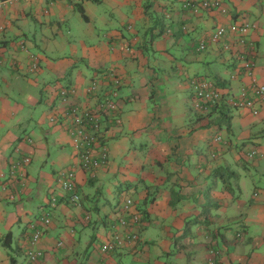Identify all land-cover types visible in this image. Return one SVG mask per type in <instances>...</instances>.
Here are the masks:
<instances>
[{"label": "crops", "instance_id": "1", "mask_svg": "<svg viewBox=\"0 0 264 264\" xmlns=\"http://www.w3.org/2000/svg\"><path fill=\"white\" fill-rule=\"evenodd\" d=\"M203 1L20 0L0 10V239L13 236L10 249L0 244V264H264V105L257 115L219 108L250 93L246 62L264 85V0H219L226 12L184 7ZM235 23L250 25L244 43L232 33L210 42ZM197 78L221 90L215 111L194 113ZM93 82L99 89L88 92ZM114 91L119 111L101 142L109 163L85 171L63 115L96 111ZM233 166L253 181L251 198ZM74 167L77 204L58 181ZM126 198L143 216L139 241L103 253L114 230L124 232ZM31 224L43 231L36 263L23 249Z\"/></svg>", "mask_w": 264, "mask_h": 264}, {"label": "built area", "instance_id": "2", "mask_svg": "<svg viewBox=\"0 0 264 264\" xmlns=\"http://www.w3.org/2000/svg\"><path fill=\"white\" fill-rule=\"evenodd\" d=\"M20 0H0V10L6 7L8 4H13ZM199 5L206 9H220L223 12H226V9L222 7L219 0H205L201 3L187 2L184 7L188 8H199ZM250 25L247 23L244 24H233L229 27L219 26L217 27L212 34L209 36L211 43H218L226 36L225 34H237L239 35V42L244 43L246 34L249 33ZM223 49L230 51L232 49V43L224 42ZM206 49V43L202 41L199 46L200 51ZM3 60L0 59V66L3 65ZM33 68H37V64L33 65ZM244 70L246 75L250 78V93L246 90H242L241 93L237 96H232L228 100V105L233 108L239 109H248L254 115L259 113V105H264V85L261 84L254 74L255 64L251 61L244 64ZM112 78L117 84L120 82L112 75ZM193 88V108L195 111L206 114L213 111L215 107L223 100L224 96L221 90L215 85V83L203 79L197 78L191 82ZM99 89V82H93L92 85L88 88V92H96ZM66 90L61 91L62 102L65 105L69 106V95L66 94ZM117 97V92H112V96L109 99H105V102L102 104L99 109L87 110L81 109L79 107H70L68 111L63 115V121L67 122L70 126L71 133V143L74 149V155L76 160H78V167L85 171L91 172L99 169L102 166H105L109 163V152L105 147L101 146L102 142V133H103V121L105 115H116L119 111V104L116 102L115 98ZM116 121L119 119L114 117ZM220 140V138L218 139ZM257 152H251L250 157H254ZM30 158H26L23 164H28ZM15 172V169L11 171ZM77 172L76 168L63 169L59 173V184L64 192V194L70 195L69 199L72 203H79L80 195L77 192ZM57 199L53 198L51 200V205L55 207L57 205ZM50 213L46 214L41 222L43 225L48 226L51 223ZM130 216V222L125 220V217ZM142 215L140 212L134 211V204L131 198H126L122 205V214L120 216L119 225L121 229H124V232L121 233L120 230H115L111 240L107 241L102 245L101 251L103 253H108L116 249L118 246L124 245L126 242H131L137 240V234L135 228L130 234L127 230L129 225L139 226L141 223ZM32 233L30 236H27V246L23 247L26 250V255L32 263H36L41 257L42 252L36 247L39 245L43 231L36 227L35 224L30 225Z\"/></svg>", "mask_w": 264, "mask_h": 264}, {"label": "trees", "instance_id": "3", "mask_svg": "<svg viewBox=\"0 0 264 264\" xmlns=\"http://www.w3.org/2000/svg\"><path fill=\"white\" fill-rule=\"evenodd\" d=\"M37 64V62H34L33 63V65L34 64ZM33 65H32V69L33 70H37L38 69V65H37V68L36 69H34L33 68ZM63 90V89H62ZM61 90V91H62ZM65 90V89H64ZM67 91V95H69V97H70V93L68 92V90H66ZM60 97H61V100H62V95H61V92H60ZM62 102V101H61ZM117 102V101H116ZM118 103V102H117ZM219 107V104H218V106L217 107H215L214 109H213V111H215L217 108ZM219 108H221L223 111L225 110L226 112H228L229 110H230V106L229 105H222L221 107H219ZM194 109V108H193ZM195 110V109H194ZM68 111V110H67ZM104 118L106 119H112V117L111 116H109V115H105L104 116ZM105 119H104V121H103V129H104V122H105ZM114 120H115V118H114ZM66 124H67V122H65ZM19 166L18 165H16V166H14V167H12V170L13 169H15V171H16V168H18ZM11 170V171H12ZM225 173H229L228 172V170L226 169V170H224V171H221L220 169L219 170H217L216 171V176H218L219 178H221V179H223V180H225ZM230 175H231V173H229ZM75 204V203H74ZM133 204H134V208H135V201L133 200ZM140 214L142 215V213H141V211H140ZM120 220V219H119ZM125 220L127 221V222H130V220H131V218H130V216H127V217H125ZM143 225V216H142V219H141V223H140V225L139 226H135V225H129V227H128V229H126L127 230V232H128V234H130V233H132V232H134L133 231V229L135 228V230L137 229V231H135L136 232V234H137V240H136V242L135 241H131V242H126L124 245H127V244H136L138 241H139V228L141 227ZM115 231V230H114ZM134 232V233H135ZM43 236V235H42ZM111 237L113 236V233H112V235H110ZM238 236H241L240 234L238 235ZM12 238H13V236H12V233H8L3 239H0V244L2 245V247L3 248H5V249H10L11 247H12ZM111 240V239H110ZM60 245H62V243H60ZM124 245H121V246H118L116 249H114V250H112V251H116L117 249H119V248H122ZM26 246H27V244H26ZM101 248H100V250L102 249V246H100ZM38 249V248H37ZM40 250V249H39ZM41 251V250H40ZM112 251H109V252H112ZM42 252V251H41ZM108 252V253H109ZM42 254L44 255V253L42 252ZM42 255V256H43ZM14 261H15V259H13L12 260V263L11 264H15L14 263ZM209 264H215V262H211V263H209Z\"/></svg>", "mask_w": 264, "mask_h": 264}, {"label": "rangeland", "instance_id": "4", "mask_svg": "<svg viewBox=\"0 0 264 264\" xmlns=\"http://www.w3.org/2000/svg\"><path fill=\"white\" fill-rule=\"evenodd\" d=\"M94 10H96V9H94ZM101 17V16H100ZM85 25V24H84ZM75 26V25H74ZM76 26H78L79 27V25H76ZM98 30L99 31H102V27L100 26V25H98ZM76 32V31H75ZM81 35H84V33L83 32H81L80 33ZM60 36H62V35H60ZM57 48H58V50L59 51H63L64 50V48H66V49H69V44L68 43H66L65 42V46H62V44H58V46H57ZM42 71H50L49 70V67H47V66H44L43 68H42ZM52 74H57V73H55V72H53L52 71ZM53 76V75H52ZM48 79V78H47ZM193 98V97H192ZM193 100V99H192ZM192 106H193V103H192ZM195 111V110H194ZM195 114H196V111L194 112ZM234 171H235V174H237V175H239V176H241V179H240V181L243 183L242 185L246 188V191H245V195H246V197H249V198H251V195H252V193H253V191H252V180H250V178L249 177H246L245 176V173H243L244 171L241 169V170H239L236 166H233V168H232ZM251 171V170H250ZM243 176V177H242ZM148 184H150V183H148ZM18 229L16 230L15 229V232H14V234H15V238L17 237V235H18ZM171 253H174V254H176V255H179V250H177L174 246L171 248Z\"/></svg>", "mask_w": 264, "mask_h": 264}]
</instances>
